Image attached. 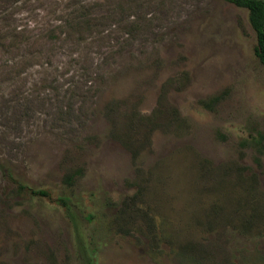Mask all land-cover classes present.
Returning a JSON list of instances; mask_svg holds the SVG:
<instances>
[{"label": "rangeland", "instance_id": "1", "mask_svg": "<svg viewBox=\"0 0 264 264\" xmlns=\"http://www.w3.org/2000/svg\"><path fill=\"white\" fill-rule=\"evenodd\" d=\"M255 44L226 0H0V264H264Z\"/></svg>", "mask_w": 264, "mask_h": 264}, {"label": "trees", "instance_id": "2", "mask_svg": "<svg viewBox=\"0 0 264 264\" xmlns=\"http://www.w3.org/2000/svg\"><path fill=\"white\" fill-rule=\"evenodd\" d=\"M238 7L245 8L248 11V20L255 33L256 44L254 45V54L259 62L264 65V0H226ZM255 143L258 145V152L260 154L264 153V144L262 142V137H258L255 140ZM6 177L15 183V187L18 192H29L32 195L37 196H49V192L46 189H36L28 186L25 183L20 182L16 179L9 168L5 169ZM73 176L68 175L67 178L71 179ZM264 199V197H262ZM63 201V199H60ZM261 201V200H260ZM258 203V202H257ZM256 203V204H257ZM253 213L249 215L248 218H245L249 224L255 225V222H259L263 219L264 216V205L262 207L256 206L252 207ZM245 229L248 225L243 224ZM247 226V227H246ZM204 251V250H202ZM208 253V252H207Z\"/></svg>", "mask_w": 264, "mask_h": 264}]
</instances>
